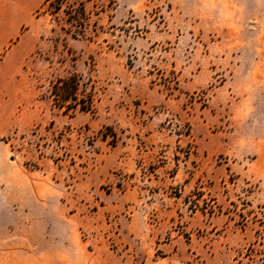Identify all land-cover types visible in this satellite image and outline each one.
<instances>
[{
	"label": "rangeland",
	"instance_id": "obj_1",
	"mask_svg": "<svg viewBox=\"0 0 264 264\" xmlns=\"http://www.w3.org/2000/svg\"><path fill=\"white\" fill-rule=\"evenodd\" d=\"M35 1L0 79V258L264 264V0ZM72 76L90 111L54 105Z\"/></svg>",
	"mask_w": 264,
	"mask_h": 264
},
{
	"label": "crops",
	"instance_id": "obj_2",
	"mask_svg": "<svg viewBox=\"0 0 264 264\" xmlns=\"http://www.w3.org/2000/svg\"><path fill=\"white\" fill-rule=\"evenodd\" d=\"M36 8L35 0H0V79L6 74L15 77L20 72L21 62L30 56L34 39L26 28L32 24ZM19 248V244L12 243V256H3L0 262L45 264L48 261L46 257H20ZM61 251L63 253L58 258L50 259L53 264H68L67 247Z\"/></svg>",
	"mask_w": 264,
	"mask_h": 264
},
{
	"label": "trees",
	"instance_id": "obj_3",
	"mask_svg": "<svg viewBox=\"0 0 264 264\" xmlns=\"http://www.w3.org/2000/svg\"><path fill=\"white\" fill-rule=\"evenodd\" d=\"M69 0H46L42 5L43 8L47 9V11L53 15H59V13L63 10V6L68 5ZM82 5V4H80ZM83 15V8H81ZM77 23L78 22L77 20ZM80 88L79 79L76 76H72L69 78L59 79L52 86V97L54 101V105L59 108H65V110H74L79 108L81 111H90L92 105V95H86L85 90H83L85 94L80 98L78 96V91Z\"/></svg>",
	"mask_w": 264,
	"mask_h": 264
}]
</instances>
